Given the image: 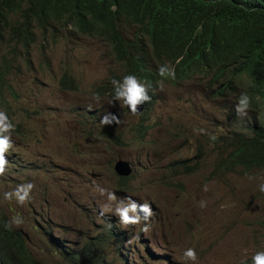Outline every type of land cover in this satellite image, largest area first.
<instances>
[{
    "label": "rangeland",
    "instance_id": "1",
    "mask_svg": "<svg viewBox=\"0 0 264 264\" xmlns=\"http://www.w3.org/2000/svg\"><path fill=\"white\" fill-rule=\"evenodd\" d=\"M56 35L48 47L40 40L31 47L27 68L20 49L14 50L5 79L12 91L3 89L0 98V110L15 125V147L0 176V209L10 219L23 217L22 225L13 226L31 254L43 264H64L69 254L57 253L58 242L68 253L90 246L103 264H192L183 253L194 248L196 264H240L264 251V193L258 190L264 171L212 173L216 151L208 134L218 139L233 128L237 113L228 109L234 96L215 98L216 86L197 76L162 83L144 118L129 115L118 101L93 99L97 85L120 72L110 49L72 30ZM67 76L75 90L61 87ZM108 113L124 122L100 124ZM119 159L133 168L126 189L113 170ZM29 182L35 187L27 203L4 200L5 192ZM97 184L120 198L149 203L154 215L130 226L120 224L114 209L101 215L106 197Z\"/></svg>",
    "mask_w": 264,
    "mask_h": 264
},
{
    "label": "trees",
    "instance_id": "2",
    "mask_svg": "<svg viewBox=\"0 0 264 264\" xmlns=\"http://www.w3.org/2000/svg\"><path fill=\"white\" fill-rule=\"evenodd\" d=\"M70 30L108 47L125 75L149 86L150 97L162 83L178 85L197 76L216 86L215 98L233 95L237 102L246 92L248 114L240 122L235 116L228 135L213 142L212 173L264 171V0H0V98L3 89L12 91L5 79L15 49L22 66H31L37 41L48 47L58 31ZM164 64L175 68V79L158 75ZM61 87L75 90L76 84L67 76ZM138 131L143 136L146 128ZM127 181L121 178V186ZM9 221L0 211V264H43L20 230L5 228ZM101 260L92 248L68 258L70 264Z\"/></svg>",
    "mask_w": 264,
    "mask_h": 264
},
{
    "label": "clouds",
    "instance_id": "3",
    "mask_svg": "<svg viewBox=\"0 0 264 264\" xmlns=\"http://www.w3.org/2000/svg\"><path fill=\"white\" fill-rule=\"evenodd\" d=\"M119 70L120 72L118 74L117 73L111 74L109 77H107L105 80H103L100 84L97 85L96 87L97 94H94L93 99L97 102L100 101V97L113 99V101H118L120 103V106L124 107L125 111L129 115L132 116L137 115L141 117V115L145 113L146 116L152 106V102L150 100L151 97L148 94L149 86L146 83L141 82V80L134 74L125 75V73L120 68ZM157 72L162 79H175V75H176L175 68L168 64L159 66ZM148 101L150 103H149V108L147 109ZM250 104H251V97L246 92H242L237 98V102L235 104V111L237 115L246 116L248 114ZM140 105H142L141 112L138 111ZM126 108L130 110L131 114L128 112ZM123 122L124 121H121L116 115L108 113L102 117L100 124L104 126L112 125V124L121 125ZM14 130H15V125L9 119L6 112L0 110V176H3L5 174L9 164L6 157L8 156L9 151L14 150L15 147L11 136V133ZM193 131L197 134H208L206 130L203 128H194ZM208 135L212 142H215L217 140L216 135H212V134H208ZM127 163L130 165L133 172L132 165L129 162ZM113 170H114V166H113ZM131 174L128 177H120L117 174L116 175L120 179L123 178L130 180ZM233 174H239V173H233ZM249 178L252 179L254 177H249ZM34 187L35 185L30 182L19 184L16 186V188L13 191L5 192L3 198L4 200L9 202L15 200L19 205H24L29 201ZM121 188L126 189L127 187H121ZM95 190L99 193L100 196L106 197V203L101 207V215H103L106 211H113L114 209L115 216L118 217L120 224L124 226L137 225L141 222V220L147 222L154 215L151 205L147 202L142 204L137 203L130 196H127L125 198H120L115 194V192L109 191L108 189L101 187L99 184L95 186ZM203 190L204 191L208 190L207 185L204 186ZM258 190L261 193H264V178H261V183H259L258 185ZM200 206L205 207L206 206L205 202L200 201ZM0 211L4 213L2 209H0ZM9 220L10 221L5 224V228L7 230H11L13 225L19 227L24 223V219L20 214L14 215L13 217H11V219L9 218ZM142 230L145 232L148 231L147 223L145 224V227ZM112 233L116 234V236L113 237V239L117 238L119 235L118 232H114L113 229H111L109 235ZM56 248H57V253L59 255L66 257L68 252L65 246H63L61 243L56 242ZM87 248H91V247L88 246ZM71 254H77V253L71 252L69 253V257L71 256ZM69 257L64 259V264H70L68 262ZM147 257L152 262L160 263L158 257L152 254H148ZM101 259H102L101 264H103L104 262L103 258ZM183 259L185 261L192 262V264H196V262L198 261L196 250L194 248L186 249L183 253ZM240 264H264V251L258 250L247 261L241 260Z\"/></svg>",
    "mask_w": 264,
    "mask_h": 264
},
{
    "label": "water",
    "instance_id": "4",
    "mask_svg": "<svg viewBox=\"0 0 264 264\" xmlns=\"http://www.w3.org/2000/svg\"><path fill=\"white\" fill-rule=\"evenodd\" d=\"M138 111L139 112L142 111V105L139 106ZM128 112L130 113V110H128ZM114 171L120 177H128L132 173V169H131L130 165L127 162H124L122 160H119V161H117L115 163V165H114Z\"/></svg>",
    "mask_w": 264,
    "mask_h": 264
}]
</instances>
